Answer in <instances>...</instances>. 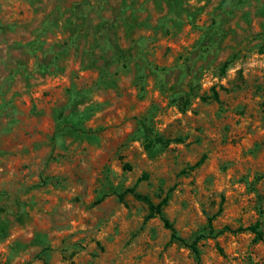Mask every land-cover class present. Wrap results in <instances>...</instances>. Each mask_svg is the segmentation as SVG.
Returning a JSON list of instances; mask_svg holds the SVG:
<instances>
[{"label": "rangeland", "instance_id": "rangeland-1", "mask_svg": "<svg viewBox=\"0 0 264 264\" xmlns=\"http://www.w3.org/2000/svg\"><path fill=\"white\" fill-rule=\"evenodd\" d=\"M254 225L264 0H0V264H264Z\"/></svg>", "mask_w": 264, "mask_h": 264}, {"label": "trees", "instance_id": "trees-1", "mask_svg": "<svg viewBox=\"0 0 264 264\" xmlns=\"http://www.w3.org/2000/svg\"><path fill=\"white\" fill-rule=\"evenodd\" d=\"M140 198H143L141 196H138ZM166 204V201L163 200L161 203H159L158 205H154L152 203H150V212L151 214H158L161 216L163 222H164V225L167 229H169L172 233V238L175 239V240H178V241H181V242H186L178 233V231L174 228L173 224L167 219L165 218L164 216V213H163V207L165 206ZM251 231L253 234L256 235V239L257 240H260V241H263L264 242V235H263V232L259 229V226L258 225H254V226H250V227H247V228H239L238 231ZM192 248L194 249V251L197 253L198 250H197V247H196V244L194 243L192 245Z\"/></svg>", "mask_w": 264, "mask_h": 264}]
</instances>
